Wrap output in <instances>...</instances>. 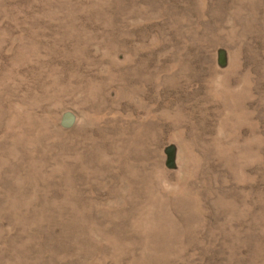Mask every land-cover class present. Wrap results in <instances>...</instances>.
Segmentation results:
<instances>
[{"label":"rangeland","instance_id":"374dc122","mask_svg":"<svg viewBox=\"0 0 264 264\" xmlns=\"http://www.w3.org/2000/svg\"><path fill=\"white\" fill-rule=\"evenodd\" d=\"M0 264H264V0H0Z\"/></svg>","mask_w":264,"mask_h":264},{"label":"water","instance_id":"95a60500","mask_svg":"<svg viewBox=\"0 0 264 264\" xmlns=\"http://www.w3.org/2000/svg\"><path fill=\"white\" fill-rule=\"evenodd\" d=\"M72 120H73V115H72V113H71L70 111H66V112L64 113V115H63L62 123H63L64 125H69V124H71Z\"/></svg>","mask_w":264,"mask_h":264}]
</instances>
